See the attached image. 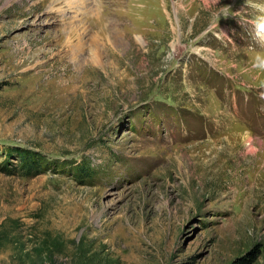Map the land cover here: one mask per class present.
<instances>
[{"label": "rangeland", "instance_id": "rangeland-1", "mask_svg": "<svg viewBox=\"0 0 264 264\" xmlns=\"http://www.w3.org/2000/svg\"><path fill=\"white\" fill-rule=\"evenodd\" d=\"M76 2L0 0V264H264V0Z\"/></svg>", "mask_w": 264, "mask_h": 264}, {"label": "trees", "instance_id": "trees-1", "mask_svg": "<svg viewBox=\"0 0 264 264\" xmlns=\"http://www.w3.org/2000/svg\"><path fill=\"white\" fill-rule=\"evenodd\" d=\"M22 154L20 155L21 160H20V165L18 168L19 173H23L25 177H32L37 175V171H39L38 167H41L42 165L44 166L47 165L46 159L44 156L38 153H28V152H21ZM32 164H31V163ZM88 170V166L80 169L78 174L84 175L86 171ZM10 172V171H8Z\"/></svg>", "mask_w": 264, "mask_h": 264}, {"label": "bare ground", "instance_id": "bare-ground-1", "mask_svg": "<svg viewBox=\"0 0 264 264\" xmlns=\"http://www.w3.org/2000/svg\"><path fill=\"white\" fill-rule=\"evenodd\" d=\"M58 4H60L61 2H63L64 0H56ZM78 2H80V5H82V7L84 6L85 2H87V0H78ZM78 2H76L78 4ZM123 4V3H122ZM121 19L124 20L125 18L123 16H121ZM107 25V24H106ZM105 27V26H104ZM109 34V33H108ZM77 48L80 51H83V40H79V43L77 44ZM101 60V56L98 55L96 52H94V56H93V61H95L96 63H98V61Z\"/></svg>", "mask_w": 264, "mask_h": 264}]
</instances>
